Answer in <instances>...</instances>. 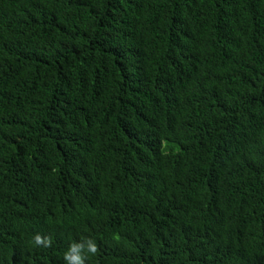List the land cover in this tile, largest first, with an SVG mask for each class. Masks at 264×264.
Returning <instances> with one entry per match:
<instances>
[{
	"label": "trees",
	"instance_id": "obj_1",
	"mask_svg": "<svg viewBox=\"0 0 264 264\" xmlns=\"http://www.w3.org/2000/svg\"><path fill=\"white\" fill-rule=\"evenodd\" d=\"M87 239L264 264V0H0V264Z\"/></svg>",
	"mask_w": 264,
	"mask_h": 264
},
{
	"label": "clouds",
	"instance_id": "obj_2",
	"mask_svg": "<svg viewBox=\"0 0 264 264\" xmlns=\"http://www.w3.org/2000/svg\"><path fill=\"white\" fill-rule=\"evenodd\" d=\"M34 241L37 246L51 247L50 237H41L39 234H37L34 237ZM98 251L99 249L96 242L92 239H87V248H85L83 244H72L70 245L68 252L65 253L64 259L66 264H84L86 258L83 255L84 252L96 255Z\"/></svg>",
	"mask_w": 264,
	"mask_h": 264
}]
</instances>
